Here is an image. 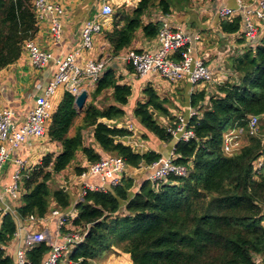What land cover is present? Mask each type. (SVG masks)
Masks as SVG:
<instances>
[{
    "label": "trees",
    "instance_id": "1",
    "mask_svg": "<svg viewBox=\"0 0 264 264\" xmlns=\"http://www.w3.org/2000/svg\"><path fill=\"white\" fill-rule=\"evenodd\" d=\"M154 1L141 0L122 27L114 25L108 33L114 55L130 46L139 29L147 38L157 36L160 23L142 26L141 22ZM158 1L168 14L164 0ZM242 21L241 16L222 21L221 31L240 34ZM36 33L33 0H0V70L18 60L24 43ZM232 69L235 77L215 83L214 94L203 90L191 96L190 106L196 114L186 127L196 138L174 146V163L185 166L187 175L155 183L144 179L134 188V177L126 174L117 186L88 191L76 204L72 222L87 226V234L67 255L68 264H95L109 254L126 255L131 264H256V258L264 256V162L255 167L264 158V37L234 58ZM119 81L114 70H106L90 92L91 102L82 110H77L69 93L64 94L46 133L60 152L46 154L23 178L16 208L22 221L28 216L44 218L52 202L59 209L70 206L67 191L62 187L52 190L50 183L70 167L78 153L88 166L100 160L101 150L121 158L131 169L150 166L161 158L153 151L133 152L121 142L131 135L127 129L100 121L125 116L131 88ZM106 92L112 103L98 108L94 101ZM143 95L145 101L136 104L133 116L159 141L173 142L166 124L158 121L166 117L172 122L168 102L150 87ZM253 116H261L256 135L248 130ZM169 127L175 128L172 123ZM90 128L91 143L86 145L83 132ZM232 129H242L241 143L236 152L227 155L222 151L223 135ZM86 169L75 167L74 173L80 175ZM16 231L14 216L0 212V264H14L5 248ZM50 252L41 243L27 256L31 264H42Z\"/></svg>",
    "mask_w": 264,
    "mask_h": 264
},
{
    "label": "crops",
    "instance_id": "2",
    "mask_svg": "<svg viewBox=\"0 0 264 264\" xmlns=\"http://www.w3.org/2000/svg\"><path fill=\"white\" fill-rule=\"evenodd\" d=\"M64 8V15L61 19L62 23V40L59 44H53L49 37V16L46 14L42 20H37V33L33 41L42 50L50 53L53 59L64 58L68 54L74 52L81 45V35L84 24L87 20L95 17L101 6L105 3L109 4L113 13L105 19H99L102 23V31L94 37L92 51L89 55L98 57H115L112 52V47L108 41V33L114 30V25L120 29L123 25L124 19L130 16L136 9L141 0H56ZM167 4L168 14H164L162 6H159V1L156 0L153 4L146 9L141 17L142 26L147 24L168 23L172 28L180 30L185 35L190 37L191 46L193 47L192 55L202 60L204 64L214 73L215 82L218 78L227 79L234 78L235 73L232 69L233 59L242 55L246 49L256 42L257 40L250 41L245 36L244 24H242V33L240 34H224L221 31V22L225 21L220 19L217 11L220 7L226 6L229 8H236L235 0H214L210 3H198L193 0H164ZM250 1L247 0L246 4L249 5ZM253 7H256L254 5ZM115 17V18H114ZM243 22V21H242ZM199 40H195V37ZM264 37V34H263ZM262 37V38H263ZM260 42V41H259ZM159 43L157 36L154 38H147L144 36L142 29L134 32L130 46L124 48L122 52L128 50H135L138 52L154 53L158 50ZM118 53V54H119ZM117 54V55H118ZM84 55L80 54L76 58L77 65L82 66ZM114 60L109 65V70L112 69L115 75L119 77V84H126L131 88V96L128 100L127 106L124 107L125 116L118 121L100 120L109 127L127 129L131 135L127 143H123L138 154H145L149 151L158 153L161 157H168L173 151L175 141L165 143L159 141L153 135L148 133L139 123L138 119L133 116V111L137 103H143L145 96L144 90L147 87L155 90L157 95L168 102V110L171 114L172 122L169 118L159 117L160 124H166L169 127L177 117L187 119L189 113L195 112L196 109L190 106V99L194 93L205 91L207 94L212 93L209 88L211 84L200 85L199 87L191 86L187 81H181L177 84H170L157 75H148L140 77L124 62ZM55 73V65L49 62L47 67L42 70H35L28 58L24 47L18 60L12 65L0 70V110H10L14 113V121L17 126L22 125L28 113L34 107L35 96L38 95L36 86L38 84H45L48 82ZM219 82V81H218ZM222 82V81H221ZM65 92L58 88L51 98L53 106V113L58 105L61 103ZM86 103L91 102V94L88 92ZM108 97V101L105 100ZM90 98L89 102L88 99ZM109 105L112 103L110 92H106L103 96L98 97L94 101V105L98 108L101 103ZM85 103V105H87ZM84 105V106H85ZM51 122V121H50ZM170 122V123H169ZM50 124V123H49ZM49 126V125H48ZM91 128L84 131V138L87 140L85 143H91ZM60 152V147L53 142H50L48 137L33 139L27 143L22 144L10 154V159L2 168L0 174V208L15 207L14 202L6 194L3 195V190L11 184V176L15 170L14 159H20L25 162V169L23 176H26L29 171H32L46 154L57 155ZM102 157L109 156L99 150ZM75 167H88L85 158L78 153L75 161L70 165L67 170L73 172ZM66 171V170H65ZM132 177L136 183L134 188L142 180L146 179L151 170L148 166L141 165L138 169H130ZM62 171L54 176V179L61 178ZM75 175V176H74ZM130 175V176H131ZM75 177L77 181V193L73 194L70 188H63L67 191L70 197V206L61 211L68 212L72 209L74 203H77L81 187L83 184L92 185L99 184V179L96 176L81 179L79 175L74 172L71 177L66 180V183ZM23 180V179H22ZM63 180V179H60ZM65 180V179H64ZM22 183V182H21ZM69 190V191H68ZM76 206V205H75ZM53 209H59L55 206L54 202L50 204L49 211L44 219L34 223H26L24 221V230L20 232L19 239H22L26 231L29 230H43L46 229L50 233L56 231V220L49 218V213ZM17 227L22 224V220L18 216H14ZM62 243V240H58ZM17 246L16 241H11L6 246L5 250L7 255L12 256L14 260L15 249ZM256 264H264V256L256 258Z\"/></svg>",
    "mask_w": 264,
    "mask_h": 264
},
{
    "label": "built area",
    "instance_id": "3",
    "mask_svg": "<svg viewBox=\"0 0 264 264\" xmlns=\"http://www.w3.org/2000/svg\"><path fill=\"white\" fill-rule=\"evenodd\" d=\"M198 3H210L214 0H193ZM235 0L236 8L222 6L218 9L217 15L223 20H232L236 16H241L245 28V36L250 40L262 39L264 34V0ZM256 5V7H253ZM33 6L36 13V19L42 20L47 14L49 16V37L53 44H59L62 40V23L64 8L56 0H33ZM113 13L112 7L105 3L101 6L99 13L84 24L81 35V45L74 52L64 58L53 59L52 55L41 48L33 41H26L23 45L32 67L35 70H42L47 67L49 62L54 63L55 73L53 77L45 84H38L36 90L34 107L28 113L25 122L17 126L14 121V113L10 110H0V174L6 162L10 159V154L24 143L33 139L46 137L48 125L53 115V106L51 98L58 88L69 93L74 100L82 91L87 93L93 91L97 81L108 70L109 65L114 60H121L128 66H131L134 73L140 77L148 75H157L170 84H177L181 81H187L193 87L207 85L215 82L214 73L204 64V62L192 55L193 47L190 37L180 30L172 28L168 23H163L157 34L159 48L154 53L138 52L128 50L125 53L116 54L115 57H99L89 55L92 51L94 37L101 33L102 23L99 19H105ZM199 40V37H195ZM84 55L82 66L77 65L76 58ZM196 113L191 112L187 119L177 117L173 121L175 128L168 127L175 144L181 141L188 142L195 139L194 132L187 129L188 120ZM261 116L249 118L248 130L250 135H256L258 130V121ZM264 117V115L262 116ZM242 129H232L223 135L222 151L227 155H232L240 148V136ZM174 151L168 157H161L158 161L148 166L151 170L147 180L155 183L165 181L168 177H185L188 169L183 165L174 163ZM15 170L11 176V184L4 188L3 195L6 194L14 202L15 207L5 209L0 208L2 213H10L18 216L16 208L20 205L22 192L20 185L25 169V162L20 159L13 160ZM264 158L259 159L255 165L259 168L263 164ZM131 168L125 162L115 156L109 155L101 157L100 160L91 164L82 172L79 177L96 176L99 184H83L77 198L80 203L87 192H97L106 190L108 187L117 186L121 178L126 175ZM0 194V199H1ZM74 203L72 209L68 212L60 209H53L49 218L56 220V231L50 233L48 230H29L26 231L22 239L19 234L25 228L26 223H34L44 218L38 219L34 216H28L17 227L12 241L17 242L14 255V264H31L27 253L41 243L51 248L49 256L42 264H68L67 255L73 248L82 244L85 240L88 227L74 226L73 220L76 218ZM19 217V216H18ZM20 218V217H19ZM62 243H58V240ZM0 250L3 248L0 246Z\"/></svg>",
    "mask_w": 264,
    "mask_h": 264
},
{
    "label": "rangeland",
    "instance_id": "4",
    "mask_svg": "<svg viewBox=\"0 0 264 264\" xmlns=\"http://www.w3.org/2000/svg\"><path fill=\"white\" fill-rule=\"evenodd\" d=\"M99 55L100 54L98 53V56ZM98 56H95V57L96 58H99ZM240 57H241V55H240ZM118 62H122V61L120 60ZM229 78L232 79V77H229ZM227 79L226 78L225 79L218 78V81L219 82L226 81ZM209 88L212 90V93L211 94H214L216 92V85H215V83H212V85H210ZM89 93H90V91H89ZM89 100H90V98L88 99L87 102H89ZM106 105H104V103L102 102L100 106L104 107ZM86 142H87V140H85V143ZM69 168H67L66 171L64 170V172L61 174V178L60 179H63V180H60V179L59 180H56V179H54V177L52 178V183H50V187H51L52 190H56L59 187H62V188L67 187V188H70L71 191H73V194H76L77 193L76 190H77L78 184H77V181H76L75 177L71 181H69L68 183H66V180H68L71 177L72 173L74 172V170L72 169L73 172H70L69 173V171H67ZM127 175H131V171L128 172ZM95 264H131V263H130V261H129V259H128V257L126 255L109 254L108 256H105L102 259L96 260L95 261Z\"/></svg>",
    "mask_w": 264,
    "mask_h": 264
},
{
    "label": "water",
    "instance_id": "5",
    "mask_svg": "<svg viewBox=\"0 0 264 264\" xmlns=\"http://www.w3.org/2000/svg\"><path fill=\"white\" fill-rule=\"evenodd\" d=\"M88 94L86 91H82L81 94L74 100V105L77 108V110H82V108L84 107L86 100H87ZM128 138L127 137H123L121 139V142L123 143H127Z\"/></svg>",
    "mask_w": 264,
    "mask_h": 264
}]
</instances>
